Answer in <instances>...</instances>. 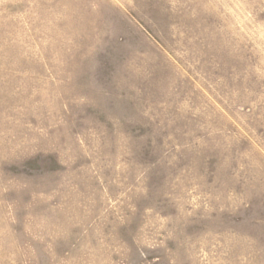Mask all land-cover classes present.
Returning a JSON list of instances; mask_svg holds the SVG:
<instances>
[{"label":"rangeland","instance_id":"rangeland-1","mask_svg":"<svg viewBox=\"0 0 264 264\" xmlns=\"http://www.w3.org/2000/svg\"><path fill=\"white\" fill-rule=\"evenodd\" d=\"M0 264H264V0H0Z\"/></svg>","mask_w":264,"mask_h":264}]
</instances>
